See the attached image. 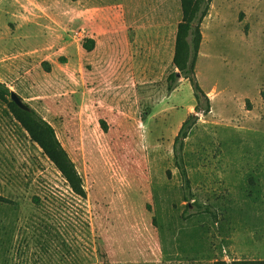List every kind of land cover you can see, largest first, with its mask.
I'll return each mask as SVG.
<instances>
[{
    "label": "rangeland",
    "instance_id": "1",
    "mask_svg": "<svg viewBox=\"0 0 264 264\" xmlns=\"http://www.w3.org/2000/svg\"><path fill=\"white\" fill-rule=\"evenodd\" d=\"M24 1L0 0V83L53 126L86 197L0 101V264L264 261V0L211 4L196 63L208 113L189 81L168 90L180 0L164 37L155 6L121 0L135 2L119 10L122 56L135 44L140 61L127 75L101 37L84 50L91 28L58 13L45 25ZM191 116L188 209L174 148Z\"/></svg>",
    "mask_w": 264,
    "mask_h": 264
},
{
    "label": "trees",
    "instance_id": "2",
    "mask_svg": "<svg viewBox=\"0 0 264 264\" xmlns=\"http://www.w3.org/2000/svg\"><path fill=\"white\" fill-rule=\"evenodd\" d=\"M182 7L183 19L178 27L175 45V54L173 64L177 71L168 78L169 92H173L180 79L189 81L194 90V96L198 103L196 110L208 113L210 111V103L208 101L205 109H201L202 98L206 97L201 89L196 76V63L200 52L203 35L202 25L205 18L209 15L213 0H180ZM96 43L93 40H86L83 48L86 52H93ZM12 91L5 84L0 83V101L9 105L15 118L19 121L22 127L28 132L32 140L43 150L48 159L56 166L65 180L70 185L72 191L82 197H86V192L83 188L82 179L75 167V164L69 157V154L59 141L55 129L46 120L40 117L34 110L28 107L26 110L19 108L11 99ZM264 98V92L262 93ZM194 117L191 116L182 126L175 143V159L176 166L180 172L184 200L189 205L192 201V189L188 173L186 171L183 146L187 140L190 131L194 124ZM188 212L184 215L187 217ZM211 214L210 207H198L195 215ZM215 216V215H214ZM215 264H229L225 261H217ZM232 264H264V261H235Z\"/></svg>",
    "mask_w": 264,
    "mask_h": 264
},
{
    "label": "crops",
    "instance_id": "3",
    "mask_svg": "<svg viewBox=\"0 0 264 264\" xmlns=\"http://www.w3.org/2000/svg\"><path fill=\"white\" fill-rule=\"evenodd\" d=\"M144 7L151 8L155 6L156 12V23L155 30L159 32L160 35L164 37V34L168 29L173 27L171 24V11L169 6L172 2L176 0H142ZM25 3L32 4L45 10L46 17L42 18V21L45 25H50L51 21L48 20L49 17H53L55 20H58L56 14L59 16H66L70 20H74L76 24L85 25L92 30V35L89 37L90 40L97 41L98 39L103 40V42L108 47L107 54H115L118 59H120V69L116 72L119 75H127L129 72L135 74L140 65V61L137 58L136 54V45L131 44L126 53V60L122 56L121 45L123 40L120 35V26H119V10L123 7H128L133 9L135 7V2L132 1L129 6L121 0H28L24 1ZM181 2V1H180ZM111 3V4H110ZM107 10L105 13L101 14L99 17L98 13H92L93 10ZM66 17H63L66 20ZM84 17V20H79L78 18ZM78 19V21H76ZM131 19V18H130ZM86 20V21H85ZM130 21V20H128ZM118 32V33H117ZM165 32L164 34H162ZM58 32H54V36H57ZM157 35V44H162L163 37ZM52 35L47 40H50ZM153 42V38H150L148 43ZM172 45H175V39L172 41ZM151 50L157 48V45H151ZM161 47V46H160ZM89 53V52H88ZM92 53V52H90Z\"/></svg>",
    "mask_w": 264,
    "mask_h": 264
},
{
    "label": "water",
    "instance_id": "4",
    "mask_svg": "<svg viewBox=\"0 0 264 264\" xmlns=\"http://www.w3.org/2000/svg\"><path fill=\"white\" fill-rule=\"evenodd\" d=\"M11 101L23 110H26L28 108V106L25 105L21 98L14 92H12Z\"/></svg>",
    "mask_w": 264,
    "mask_h": 264
}]
</instances>
